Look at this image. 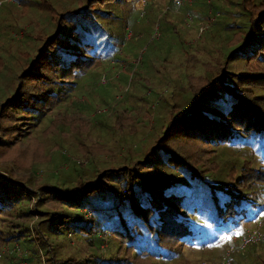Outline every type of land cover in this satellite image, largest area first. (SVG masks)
<instances>
[{"label": "rangeland", "instance_id": "rangeland-1", "mask_svg": "<svg viewBox=\"0 0 264 264\" xmlns=\"http://www.w3.org/2000/svg\"><path fill=\"white\" fill-rule=\"evenodd\" d=\"M84 1L0 0V104L13 94L14 76L25 68V54L29 55L40 44L38 37L50 33L56 26V18ZM261 2L138 0L133 4L135 12L125 25L118 17L115 23L119 25L112 26L111 31L118 34L126 27L125 37L129 34L131 37L122 41L115 55L97 61L78 75L76 86L65 101H54L50 112L46 111L40 118L31 114L37 125H32L27 134L31 129L33 135L10 147L0 159V174L24 183L28 188L25 189L34 194L20 204L21 210L26 209L30 214L24 224L28 227L27 237L0 248L16 244L27 253L26 264H45L50 258L46 254L48 248L55 264H102L128 255L135 259L131 249H126L117 237H102V231H108L112 222L107 215L113 212L109 211L122 207V176L119 179H111L112 174L107 176L104 180L109 189L81 197L77 200L78 208L74 209L41 201L37 188L54 186L68 193L108 169L126 168L154 178H172L174 172L164 158L148 157L145 161V156L171 118L188 114L185 110L194 94L218 68L238 69L239 63L227 60L229 52L252 27L249 25L251 13ZM145 4L151 8H145ZM122 6L117 4V8ZM260 95L264 96V91ZM203 149L207 150L203 156V173L214 180L235 179L253 161L244 156L245 152L225 144ZM261 192L259 202L264 204V188ZM82 209L90 211L88 218L93 221L94 231L91 236L78 229L89 226L79 218ZM16 210L20 208L1 223L0 231L5 236L10 222L22 221ZM39 212H55V222L67 217V224H52L49 227L56 233H51L47 224L41 223V240L34 231L44 215ZM254 230L260 239L264 238V216L260 215L251 225L243 224L242 234L233 232L222 236L229 244L236 239L232 249L238 250L225 259V251L231 244L219 258H216L217 251L210 253L198 248L191 251L183 246L171 260L155 262L146 258L135 263L264 264V241L239 250L238 239ZM68 232L72 244L66 237ZM88 240L93 247L88 245ZM4 258L7 264L13 259L18 263L17 256Z\"/></svg>", "mask_w": 264, "mask_h": 264}, {"label": "trees", "instance_id": "trees-1", "mask_svg": "<svg viewBox=\"0 0 264 264\" xmlns=\"http://www.w3.org/2000/svg\"><path fill=\"white\" fill-rule=\"evenodd\" d=\"M137 1L85 0L77 8L57 16L53 30L38 37L40 44L29 55L25 54L26 66L14 76L13 94L0 104V159L10 147L33 135L31 129L27 134L32 125H37L31 114L37 118L46 115L54 101L60 103L68 98L78 75L119 51L122 41L131 36L125 37L126 27L118 34L110 28L119 25L115 23L118 17L125 25L135 12L133 4ZM117 4L123 6L117 8ZM147 6L151 8L150 4ZM249 25L252 27L227 59L239 63L238 69L218 68L194 94L185 110L188 114L171 118L145 156V161L148 157L164 158L174 172L172 178H154L126 168L108 169L68 193L54 186L37 188L41 201L74 209L81 197L107 191L109 184L104 180L107 176L114 175L111 179L122 176V207L109 211L113 213L107 215L112 219L107 233L131 249L135 259L128 255L102 264H136L146 258L162 262L173 259L183 246L191 251L197 248L210 253L217 251L214 255L219 258L228 245H233L222 240V236L242 234L243 224L251 225L260 215L264 216V204L259 202L264 188V96L260 95L264 91V0L253 9ZM224 144L245 152L244 156L253 159V163L246 164L235 179L214 180L203 173V156L207 151L203 148ZM25 188L28 189L24 183L0 174V226L17 208H20L16 210L18 218L22 219L10 222L6 236L0 231V247L27 237L28 227L24 224L30 214L21 210L20 204L34 194ZM83 211L88 214L90 211L79 212L81 221L89 226L78 229L91 236L93 221L83 219ZM39 214L44 215L34 231L41 240V223L48 227L67 224V217L55 222V212ZM50 232L56 233L51 228ZM86 242L93 245L91 240ZM46 254L50 258L45 264H55L49 248ZM1 260L7 264L6 258ZM10 264H16L15 259Z\"/></svg>", "mask_w": 264, "mask_h": 264}, {"label": "built area", "instance_id": "built-area-1", "mask_svg": "<svg viewBox=\"0 0 264 264\" xmlns=\"http://www.w3.org/2000/svg\"><path fill=\"white\" fill-rule=\"evenodd\" d=\"M87 212L83 211L82 212V216H83V219H89V214L87 215L86 214ZM104 235H108L107 231H102V237H104ZM66 237L67 239L70 240L71 244H72V241H71V234L70 233H67L66 234ZM236 239L233 238V245L234 246V241ZM262 242L264 241V238L262 237L260 239V236L259 234L257 233L256 230L252 231V232H248L244 237H240V239H238V243H240V248L239 250H244L246 249L249 244L251 245V243H255V242ZM230 246L226 251H225V255L223 257V259L229 257L232 253L234 252H237L238 250L237 249H232V248H235V247H232ZM11 255H14V256H17L18 257V263L17 264H26L25 263V259H26V256H27V253L26 252H22L19 247L15 244L13 246H6V247H2L0 248V259L1 258H4V257H9Z\"/></svg>", "mask_w": 264, "mask_h": 264}]
</instances>
